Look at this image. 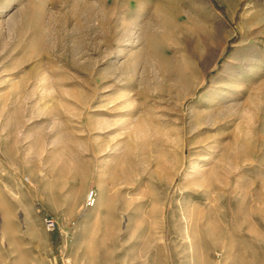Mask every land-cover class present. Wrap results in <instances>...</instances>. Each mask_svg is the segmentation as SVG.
<instances>
[{
	"label": "rangeland",
	"instance_id": "1",
	"mask_svg": "<svg viewBox=\"0 0 264 264\" xmlns=\"http://www.w3.org/2000/svg\"><path fill=\"white\" fill-rule=\"evenodd\" d=\"M67 258L264 264V0H0V264Z\"/></svg>",
	"mask_w": 264,
	"mask_h": 264
},
{
	"label": "bare ground",
	"instance_id": "2",
	"mask_svg": "<svg viewBox=\"0 0 264 264\" xmlns=\"http://www.w3.org/2000/svg\"><path fill=\"white\" fill-rule=\"evenodd\" d=\"M98 205H99V203H98ZM213 209L214 210L216 209L217 213L220 214L221 216L223 215V217H221L220 220H221V229H223L224 231L230 232V230H234V231L239 232V233H246L247 230H251V227H252L251 225L249 226V224H247L248 225L247 226V225H244L243 223H240L238 221V218H234V220L232 222H230L229 219L226 220V211L225 210L221 211L219 209V206L217 207V206L214 205V206L209 207L207 209H205V208L204 209H202V208H198V209L197 208H193L190 211H189V209L185 208L184 217H186V219H185L184 225L181 228V233H180V235L183 237V239L185 241L181 242L179 244L181 247L189 249L191 251H193L194 249H199L200 247H197V244L195 243V239H194L195 234L197 233V231L200 233V237H202V238H206L207 236L213 235L212 229L207 227V225H205L203 222H201V221L195 222L194 221L195 215H197V217L203 218V216H206L207 214H210L211 210H213ZM4 232H6V231H4ZM176 232H178V231H176ZM203 245H204L203 249H205V248H207L209 246V244H203ZM156 249L159 250L160 246H157Z\"/></svg>",
	"mask_w": 264,
	"mask_h": 264
},
{
	"label": "built area",
	"instance_id": "3",
	"mask_svg": "<svg viewBox=\"0 0 264 264\" xmlns=\"http://www.w3.org/2000/svg\"><path fill=\"white\" fill-rule=\"evenodd\" d=\"M97 199V193L94 189H91L86 196V205L87 206H93L96 202ZM44 225L45 228L48 231H59L60 234L64 235V236H68L70 231L67 229L66 231L62 229L61 224H60V220L58 219V217L54 216V215H45L44 216ZM63 264H82L80 262H76V261H72L70 258H67L66 260H63Z\"/></svg>",
	"mask_w": 264,
	"mask_h": 264
}]
</instances>
